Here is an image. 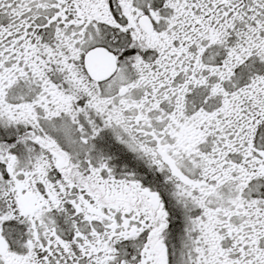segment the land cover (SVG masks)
I'll use <instances>...</instances> for the list:
<instances>
[{"label":"snow or ice","instance_id":"snow-or-ice-1","mask_svg":"<svg viewBox=\"0 0 264 264\" xmlns=\"http://www.w3.org/2000/svg\"><path fill=\"white\" fill-rule=\"evenodd\" d=\"M0 264H264V0H0Z\"/></svg>","mask_w":264,"mask_h":264}]
</instances>
